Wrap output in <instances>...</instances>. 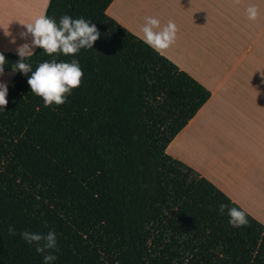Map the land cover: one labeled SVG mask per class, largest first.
<instances>
[{
    "label": "trees",
    "instance_id": "16d2710c",
    "mask_svg": "<svg viewBox=\"0 0 264 264\" xmlns=\"http://www.w3.org/2000/svg\"><path fill=\"white\" fill-rule=\"evenodd\" d=\"M112 0H49L44 16L93 22L76 56L81 85L44 107L15 72L0 109V264H43L23 231L58 238L54 264H264V226L191 167L166 154L210 93L105 13ZM6 56L5 73L19 60ZM245 212L234 228L227 209ZM15 236L8 233L9 227Z\"/></svg>",
    "mask_w": 264,
    "mask_h": 264
},
{
    "label": "crops",
    "instance_id": "0c3cea01",
    "mask_svg": "<svg viewBox=\"0 0 264 264\" xmlns=\"http://www.w3.org/2000/svg\"><path fill=\"white\" fill-rule=\"evenodd\" d=\"M250 5L259 8L255 21ZM22 12L14 14L19 22ZM105 13L140 40L147 17L161 28L176 24L175 43L158 53L210 97L165 152L264 226V0H112ZM11 50L0 44V52Z\"/></svg>",
    "mask_w": 264,
    "mask_h": 264
},
{
    "label": "clouds",
    "instance_id": "9594fccd",
    "mask_svg": "<svg viewBox=\"0 0 264 264\" xmlns=\"http://www.w3.org/2000/svg\"><path fill=\"white\" fill-rule=\"evenodd\" d=\"M239 3V0H236ZM259 16V8L250 5L247 8V18L255 21ZM26 31L20 34L25 42L16 48L19 60L13 64L12 72H20L28 76L27 83L31 92L43 99L44 107L53 104L59 106L67 102V97L72 90L80 87L84 72L78 60L71 62H57L55 60L40 63L35 71L26 59L34 54L36 48L43 49L48 55L63 54L65 56H76L81 49H93L94 43L100 38V32L96 25L83 17L73 19L65 14L59 21L48 16H39L34 21L23 24ZM142 42L154 51L167 50L177 39L178 28L173 21H169L161 28L160 20L154 17H147L141 28ZM7 34V33H6ZM14 42V41H13ZM6 56L0 53V77L5 75ZM8 84L0 81V109H5L8 100ZM227 209L228 223L234 228L244 227L248 220L244 211L226 204L219 205V211L223 214ZM10 236H15L14 227H9ZM22 239L28 244L35 245L36 252L43 255V264H54L57 256L53 253L59 251L58 238L54 230L46 234L38 232L23 231L20 233Z\"/></svg>",
    "mask_w": 264,
    "mask_h": 264
},
{
    "label": "rangeland",
    "instance_id": "374dc122",
    "mask_svg": "<svg viewBox=\"0 0 264 264\" xmlns=\"http://www.w3.org/2000/svg\"><path fill=\"white\" fill-rule=\"evenodd\" d=\"M26 4L28 5L27 7ZM43 5H46V1H44V3L43 0L0 1V44L4 46L11 44L13 50L7 51L8 53L17 55L16 48L23 44L22 41L24 40L21 38L20 34L26 31V28L23 24L32 22L37 17L43 16L45 12ZM15 11H23L22 13H19L21 14V22H19L14 16ZM29 38L31 39V37ZM14 74L12 70L9 71L10 76L13 77Z\"/></svg>",
    "mask_w": 264,
    "mask_h": 264
}]
</instances>
